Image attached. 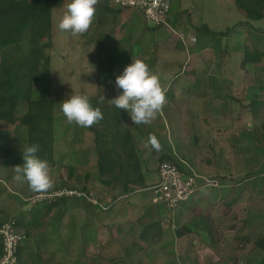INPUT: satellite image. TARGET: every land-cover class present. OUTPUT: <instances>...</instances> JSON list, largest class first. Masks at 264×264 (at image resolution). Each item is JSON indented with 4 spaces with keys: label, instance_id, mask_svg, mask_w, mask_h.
I'll list each match as a JSON object with an SVG mask.
<instances>
[{
    "label": "rangeland",
    "instance_id": "1",
    "mask_svg": "<svg viewBox=\"0 0 264 264\" xmlns=\"http://www.w3.org/2000/svg\"><path fill=\"white\" fill-rule=\"evenodd\" d=\"M68 3L70 0H64L61 7L53 9L52 38L41 40L42 46L50 43L44 49L50 62L32 93L33 100L47 97L55 103L52 163L47 161L54 186L35 192L27 182L14 179V167L24 163L22 153L31 146L25 125L29 105L21 102L15 110L16 123L0 121V222L21 213L27 221H32L36 195L62 188L88 194L100 208H94L92 201L75 198H66L65 207L51 210L42 207V213L47 214L39 216L30 227V238L22 246L24 264H264V248L257 245L264 238V107L257 117L248 108H257L255 102L264 99V64L251 66L248 73L253 80L251 91L246 92L245 85H236V97L241 104L246 103L245 111L240 103L222 98L212 100L217 93L212 89L208 92L206 77L213 75L214 67L203 64L221 58L224 61L221 71L227 76L231 73L227 71L229 59L221 56L225 48L232 60L236 58L237 69L253 46L264 52V38L261 42L253 39V35H264V18L249 20L239 0H174L179 20L178 27L171 25L174 33L170 27L153 29V24L146 22L139 12L115 11L116 8L112 11L104 0H99L89 31L73 36L58 28ZM247 22L254 29L251 35L242 28L232 37L219 35ZM202 26L213 31L212 35H207ZM181 33L196 37L197 42L181 41L185 47L173 49L178 47ZM99 40H104L105 46L109 42L117 43L100 55ZM163 41L167 43L162 44ZM141 43L147 50L143 51L141 46L143 52L133 58L143 60L160 78L167 77L168 83H161L168 90L167 99L171 97L151 123L134 125L126 110L119 123V130L131 131L130 137H123L128 149L136 153L135 148H139L140 171L146 178V186L159 181L157 168L163 156H169L187 171L218 180L215 185L198 189L184 204L189 203L187 206H179L173 212L153 205L147 189L137 187L136 193L126 195L124 185L120 183L119 187L112 180L123 167L133 171L129 169L133 158L119 145L114 149L121 158L109 151L114 147L112 135L117 131L114 127L117 122L112 117L114 105L109 100L122 90L114 89L113 84L106 85L98 62L119 52L116 75L119 76L126 67L121 68V62L131 57L135 44ZM200 45H209L210 52L195 54ZM9 54L13 58L17 55L14 50ZM44 64L45 61H40V70ZM176 77L181 80H172ZM221 89L226 94V86ZM73 94H87L92 103L103 108L102 121L111 116L108 125L92 126L99 130L101 140L96 139L90 127L69 123L63 115L61 103ZM101 96L105 97L102 103ZM191 98L189 102L187 99ZM187 106L193 107L190 113ZM151 135L157 138L159 148L148 142ZM98 150L111 153V159L101 160ZM133 173L129 179L138 181L139 173ZM146 227L148 232L142 237ZM20 232L25 233L21 228ZM178 232L183 237L178 238Z\"/></svg>",
    "mask_w": 264,
    "mask_h": 264
},
{
    "label": "trees",
    "instance_id": "2",
    "mask_svg": "<svg viewBox=\"0 0 264 264\" xmlns=\"http://www.w3.org/2000/svg\"><path fill=\"white\" fill-rule=\"evenodd\" d=\"M64 0H0V53L2 61L0 62V121H6L8 123H16L15 110L21 102H27L29 105L28 116L26 117L25 125L28 127V137L27 142L29 145L39 144L40 150L37 155L46 161L52 163V147L54 142V114L52 112V106L55 104L51 99L44 97L40 100H33L32 93L34 85L41 82V74L47 70L50 59L45 55L44 49L50 46L48 41L47 44L41 45L43 38H52V25L53 17L52 12L54 8H59L63 5ZM107 9L112 8L108 0H104ZM241 9L246 13L247 18L251 21H260L264 18V0H239ZM175 9V7H173ZM115 9L112 8V11ZM115 11H122L121 9ZM170 16V23L172 26H179V20L177 16L173 13ZM174 17V18H173ZM245 31L251 35L254 30L253 26L247 22L245 24ZM243 25H241L243 27ZM249 26V27H248ZM205 27V26H202ZM228 30L227 32L219 33L220 36L231 37L236 33L237 28ZM207 35H212L208 27H205ZM153 29L159 30L161 28L155 27ZM258 31V30H257ZM216 35V33L214 32ZM264 35L259 36V34L253 35V39L261 42ZM181 42V41H180ZM105 46L104 40H99L98 42V53L100 55L103 52L114 48L117 41L109 42ZM182 43V42H181ZM251 49V48H249ZM253 51L251 52V50ZM245 55L243 60V65L246 64H264V52L259 51L256 46H253ZM14 50L17 55L13 58L9 53ZM133 50H131V59L133 58ZM129 57L121 62V65H126L129 63ZM45 61L44 68L39 69L40 61ZM10 61V62H9ZM119 52L110 54L104 60L100 58L99 68L103 79L107 82V86H110L117 75V66L119 65ZM106 66V67H105ZM111 66V67H109ZM105 67V69H104ZM49 91L46 90V94ZM92 103V102H91ZM93 107H97L95 103H92ZM102 112L104 111L101 108ZM114 120L117 122V131L112 135V141L114 147L109 150L117 158H121V155L115 151V147L119 145V148H125L128 157L131 158V151L128 149V142L123 140L125 135L130 137V129L124 128V131L119 130V123H122V115L125 113L123 109H118L114 106ZM119 112V113H117ZM118 114V115H116ZM121 114V115H119ZM104 115V113H103ZM126 115V114H125ZM112 118V122H113ZM111 116L107 120L100 121L98 124L101 125L108 121L110 122ZM125 118L123 121L125 123ZM123 123V124H124ZM123 127V125H122ZM121 128V127H120ZM90 130L95 132L96 139L101 140L102 136L99 130L90 127ZM98 155L101 160L109 161L111 159V153L108 151L103 152L98 150ZM172 158L169 156H163L160 158V163L165 161H171ZM103 163V162H102ZM159 163V164H160ZM141 163H134L132 160L129 161V169H133L134 172L140 169ZM102 166V164H101ZM123 166V165H122ZM121 167V166H120ZM158 170V168H157ZM118 175L112 177L114 184L120 183L124 194L129 195L133 192L136 193L137 187H143V189L149 188L146 186V178L144 175L138 181H132L129 179L131 172L127 171L124 167L120 170ZM134 174V173H133ZM123 176V182L121 179ZM216 179V178H213ZM106 184H110L108 181H103ZM145 182V183H144ZM68 204V199L62 198L57 200L53 204L40 203L37 204L31 211L33 213L32 221H27L24 214H19L18 216L7 220L6 222H0V227L11 222L14 227L20 231V228L24 230L26 238H30V227L38 220L39 216L46 215L42 213V207L45 210H51L55 207H65ZM185 204V203H184ZM183 204V205H184ZM91 205V204H90ZM93 206V205H91ZM98 209L99 206H93ZM158 228L160 225L158 222L154 223ZM146 227L143 231L142 237L148 232ZM177 237H183L181 232L177 233ZM259 248H264V238L257 242ZM22 248L19 250V262L18 264H24ZM2 239H0V255L2 254Z\"/></svg>",
    "mask_w": 264,
    "mask_h": 264
},
{
    "label": "clouds",
    "instance_id": "3",
    "mask_svg": "<svg viewBox=\"0 0 264 264\" xmlns=\"http://www.w3.org/2000/svg\"><path fill=\"white\" fill-rule=\"evenodd\" d=\"M98 3L99 0H70L58 23L59 30L73 36L87 33L95 20ZM115 85L122 92L109 102L118 109L127 110L134 125L151 123L167 104V89L160 77L141 59L133 58L132 63L116 77ZM104 99L101 96L100 102ZM61 111L69 123L74 122L83 128L103 120L101 108L93 107L87 94L71 95L61 103ZM148 142L159 148L155 135H151ZM39 150V144L27 147L22 153L24 163L14 167V179L27 182L35 192L47 191L54 186L49 163L37 155Z\"/></svg>",
    "mask_w": 264,
    "mask_h": 264
},
{
    "label": "built area",
    "instance_id": "4",
    "mask_svg": "<svg viewBox=\"0 0 264 264\" xmlns=\"http://www.w3.org/2000/svg\"><path fill=\"white\" fill-rule=\"evenodd\" d=\"M108 2L114 9L134 10L141 13L145 21L152 23L155 27L171 28L170 16L174 0H108ZM171 30L173 29L171 28ZM173 32L175 33L174 30ZM179 40L188 44L189 42L195 43L197 38H189L187 34L181 33L179 34ZM157 171L159 181L149 186L147 190L150 192L151 203L162 206L168 212L175 211L179 206L189 201L201 187H208L210 184L215 185L218 182L217 179H209L198 175L194 171H187L173 161L160 163ZM62 198L92 201L88 194L70 188L40 193L36 195L35 201L40 204ZM91 203L96 206L100 205L95 200ZM0 239H2L3 249L0 255V264H18L19 250L26 240L25 234L15 228L13 223L9 222L0 227Z\"/></svg>",
    "mask_w": 264,
    "mask_h": 264
},
{
    "label": "crops",
    "instance_id": "5",
    "mask_svg": "<svg viewBox=\"0 0 264 264\" xmlns=\"http://www.w3.org/2000/svg\"><path fill=\"white\" fill-rule=\"evenodd\" d=\"M176 5H175V3H173V7H175ZM176 8V7H175ZM173 10H175L174 8H173ZM175 15H176V13H175V11L173 12ZM174 18V17H173ZM237 26H239L238 28H242V29H244L240 24L239 25H237ZM238 28H237V31H236V34L239 32V30H238ZM145 34V32L143 33V35ZM235 34V33H234ZM196 36V35H195ZM233 36V35H232ZM231 36V37H232ZM179 38V37H178ZM177 38V40H179ZM163 42H165V41H163ZM197 42V41H196ZM195 42V43H196ZM167 42H165V43H162V44H166ZM169 43H170V41H169ZM177 44H178V47H173V49H175V50H181V42H177ZM180 44V45H179ZM141 46H142V43L141 44H135L132 48H131V50H133V55H140V53L141 52H143V51H145V50H147V48H145V47H143L142 49H143V51H140V48H141ZM184 46V45H183ZM182 46V47H183ZM185 47V46H184ZM235 48L236 47H234L233 48V51L235 52ZM136 49H138L137 51H136ZM189 50H190V48H189ZM198 50V51H197ZM197 50H195V54H197V55H204L205 53H207V52H210V47H209V45H207V46H203V47H201V45L200 46H198V49ZM224 52L222 53V57H225V56H227L228 57V59H229V62L227 63V71H229V72H231V73H229L227 76H223L224 74H223V72L221 71V68H223V64H224V61H222V60H220L221 58H219L218 59V61H210V62H206V61H204L205 63H203L204 65H208V66H213L214 67V72H213V75H209L208 77H206L207 78V83H208V86H209V91L208 92H210L211 90L210 89H212V91H216V97H215V99H212V100H214V101H218V100H221V98L223 99V100H225V99H227L229 102H233V103H240V106H243V105H245V104H241V101L240 100H238V98L236 97V93H235V91L238 89V87L236 86V85H238V84H241V85H245L246 86V88H245V91L246 92H249V91H251V86L253 85L252 83H253V80H252V77L251 76H249V74L248 73H250L251 71H250V69H251V66H253V67H255V65L257 66V65H260V64H246V65H243V60H244V58H245V56H244V58L242 59V60H240V64H239V66H238V69H237V62H236V58L234 59V60H232V57H231V55L230 54H228V53H226V48L223 50ZM190 52H191V50H190ZM237 53V52H236ZM236 57V56H235ZM135 58V57H134ZM130 63H127L126 65H122L121 66V68H124L123 66H127V65H129ZM226 64V63H225ZM117 69H118V71L116 72L117 74H119V65L117 66ZM182 69H185V67H182ZM230 69H232V70H230ZM238 70V71H237ZM238 72L239 73H241L242 74V76L241 75H239L238 74ZM204 73V72H203ZM182 74V73H181ZM117 77V76H116ZM192 77H196L195 75H192ZM242 78V79H241ZM162 79V80H161ZM115 80H116V78L113 80V82H112V84H113V86L115 85ZM160 80H161V82L163 83V84H167L168 83V80H167V77L164 75L162 78H160ZM172 80H175V81H177V80H181L179 77H176L175 79H172ZM190 80H191V78H190ZM197 81H199V84L201 85V81L200 80H198L197 79ZM194 83V82H193ZM111 84V85H112ZM214 86H217L216 88H214ZM222 86H226V89H225V91H226V94H224L223 95V90L221 89L222 88ZM114 89H116V85H115V88ZM215 89V90H214ZM262 90V89H261ZM261 90H260V92H261ZM220 91H222V92H220ZM245 91H244V93H245ZM167 92H168V90H167ZM262 93V92H261ZM114 94V93H113ZM117 94V93H116ZM119 94V93H118ZM117 94V95H118ZM173 94H175V93H173ZM220 94L221 95H223V97H220ZM176 97V95H174V98ZM168 101H171V97H169L168 99H167ZM189 102H191L190 100H193L192 98L191 99H187ZM252 102H250V104H251ZM255 104L258 106L257 108H253V107H248V108H250V111L251 112H253V116L255 117H257V116H259V112H260V109L261 108H263L264 107V99H260V100H258V101H256L255 102ZM251 106V105H250ZM192 106H190V107H188L187 106V108H186V110H187V112H189L190 113V111H192ZM242 108V107H241ZM242 109H244V111L247 109L246 107H244L243 106V108ZM127 111V110H126ZM242 113H244V112H242ZM202 113L200 112L199 113V115H201ZM233 114H235V109L234 108H232V112H231V115L233 116ZM239 115H240V113H238ZM136 144H138V146H139V143L136 141L135 142ZM135 143H134V146H135ZM135 149H137V152L135 153V151L134 150H132L131 149V158H133V162L134 163H141L142 161H141V159H140V155L138 156V149L139 148H135ZM139 159H140V161H139ZM206 163H210V160L208 161H206ZM141 165H142V163H141ZM131 170H133V169H131ZM121 172V171H120ZM133 173V172H132ZM137 173H139V177H138V179H141V176L143 175V173L140 171V169L139 170H136L135 171V174H137ZM122 178H123V176H122ZM151 185V184H150ZM189 204V203H188ZM188 204H186V205H183L182 207H185V206H187Z\"/></svg>",
    "mask_w": 264,
    "mask_h": 264
}]
</instances>
